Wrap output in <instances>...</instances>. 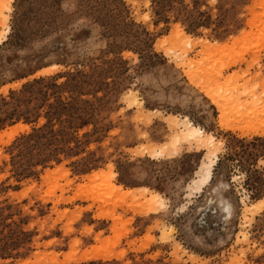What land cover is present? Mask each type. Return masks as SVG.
Returning <instances> with one entry per match:
<instances>
[{
    "label": "rangeland",
    "instance_id": "obj_1",
    "mask_svg": "<svg viewBox=\"0 0 264 264\" xmlns=\"http://www.w3.org/2000/svg\"><path fill=\"white\" fill-rule=\"evenodd\" d=\"M4 3L0 264H264V0Z\"/></svg>",
    "mask_w": 264,
    "mask_h": 264
},
{
    "label": "bare ground",
    "instance_id": "obj_2",
    "mask_svg": "<svg viewBox=\"0 0 264 264\" xmlns=\"http://www.w3.org/2000/svg\"><path fill=\"white\" fill-rule=\"evenodd\" d=\"M0 1H3V2L5 1L4 5L6 6V4H8L11 0H0ZM2 14H3L2 13V9L0 8V26H3V25L5 26V18L2 16ZM131 94H132V92H130L129 95H131ZM173 117H175V116H173ZM250 134H264V127L260 128L259 130H254ZM182 139H185V140H188V141L195 140L198 143L209 144L210 146H213V147L215 146V138H214V136L211 133H206L205 130L202 127L194 125L189 120L188 117H184L183 118L182 127L180 128V133L179 134H175V136H174V140L177 141V142L181 141ZM152 151H154V150H152ZM161 152H159V153H161ZM210 154H211L210 161L206 162V164L203 167V174L201 175V178H200L201 186L207 184L211 180L212 167H213V165H214V163H215V161L217 159V155H216L215 151H213V150L210 151ZM219 191H220V189L218 187H216V186H213L211 188V192L214 193L216 196L220 195ZM152 198L154 200H156L157 196L153 195ZM223 209L227 211L226 212L227 214L230 213V209L231 208H230V206L228 204H225L223 206Z\"/></svg>",
    "mask_w": 264,
    "mask_h": 264
},
{
    "label": "trees",
    "instance_id": "obj_3",
    "mask_svg": "<svg viewBox=\"0 0 264 264\" xmlns=\"http://www.w3.org/2000/svg\"><path fill=\"white\" fill-rule=\"evenodd\" d=\"M48 134H50L51 136H54L57 133H54L51 126L43 125L39 127L38 129L34 130L33 133H30L27 138H29V140L34 141L37 144L40 142L42 138H46ZM51 143L53 142H51L49 139L48 144L52 145ZM79 264H95V262L90 261L88 263H79Z\"/></svg>",
    "mask_w": 264,
    "mask_h": 264
}]
</instances>
